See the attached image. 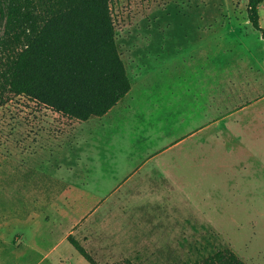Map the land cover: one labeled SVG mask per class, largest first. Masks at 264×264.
I'll use <instances>...</instances> for the list:
<instances>
[{
    "label": "rangeland",
    "instance_id": "374dc122",
    "mask_svg": "<svg viewBox=\"0 0 264 264\" xmlns=\"http://www.w3.org/2000/svg\"><path fill=\"white\" fill-rule=\"evenodd\" d=\"M248 1L110 0L123 100L86 121L0 103V264H89L69 236L98 264L224 248L264 264V39ZM13 7L0 39L28 23Z\"/></svg>",
    "mask_w": 264,
    "mask_h": 264
},
{
    "label": "trees",
    "instance_id": "16d2710c",
    "mask_svg": "<svg viewBox=\"0 0 264 264\" xmlns=\"http://www.w3.org/2000/svg\"><path fill=\"white\" fill-rule=\"evenodd\" d=\"M7 1L14 6L13 19L21 16L28 23L19 32L10 25L0 39V103L23 95L86 121L104 116L124 99L131 83L116 45L110 0H0V6ZM263 3L249 0L247 14L264 39ZM38 7L45 11L37 13ZM68 241L89 264H98L70 236ZM186 264L245 263L224 248Z\"/></svg>",
    "mask_w": 264,
    "mask_h": 264
},
{
    "label": "crops",
    "instance_id": "0c3cea01",
    "mask_svg": "<svg viewBox=\"0 0 264 264\" xmlns=\"http://www.w3.org/2000/svg\"><path fill=\"white\" fill-rule=\"evenodd\" d=\"M263 100H264V97H263ZM264 114V112H262Z\"/></svg>",
    "mask_w": 264,
    "mask_h": 264
}]
</instances>
